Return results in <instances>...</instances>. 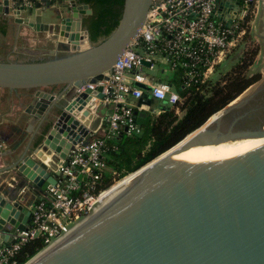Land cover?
I'll list each match as a JSON object with an SVG mask.
<instances>
[{
    "label": "water",
    "instance_id": "1",
    "mask_svg": "<svg viewBox=\"0 0 264 264\" xmlns=\"http://www.w3.org/2000/svg\"><path fill=\"white\" fill-rule=\"evenodd\" d=\"M152 2L124 0L118 26L92 44L83 25L84 15L93 12L88 3L48 0L55 12L50 23L20 15L22 10L32 14L33 5L0 0L2 19L13 16L49 32L44 45L20 47L45 54V60H0V86L31 89L27 110L43 127L38 145L14 152L2 171L14 169L43 190L57 182L61 172L46 161L66 158L107 109L89 107L94 96L103 97V85L82 92L78 87L109 79ZM55 86L62 87L49 89ZM217 112L184 141L113 185L88 215L24 264H264V80ZM135 113L140 125L147 121L146 110ZM32 148L37 156L28 153ZM30 215L20 201L0 192V242L5 232L24 229Z\"/></svg>",
    "mask_w": 264,
    "mask_h": 264
},
{
    "label": "built area",
    "instance_id": "2",
    "mask_svg": "<svg viewBox=\"0 0 264 264\" xmlns=\"http://www.w3.org/2000/svg\"><path fill=\"white\" fill-rule=\"evenodd\" d=\"M257 1L153 0L147 20L112 65L109 79L87 81L78 87L82 92L103 85V97L94 96L92 108L107 106L103 115L105 131L73 143L67 157L60 158L54 169L61 172L57 182L43 190L32 204L26 227L14 233L5 232L14 241L0 242V264H19L15 258L17 251L37 235L42 234L50 244L70 224L88 215L94 203L113 185L101 186L107 169V139L123 127L130 133L140 130L129 97L142 98L148 89L152 97L167 104L179 102L180 95L172 83L144 68L152 70L162 63L173 70L177 60L182 59L188 75L194 76L202 68L204 77L211 76L216 65L251 29Z\"/></svg>",
    "mask_w": 264,
    "mask_h": 264
},
{
    "label": "trees",
    "instance_id": "3",
    "mask_svg": "<svg viewBox=\"0 0 264 264\" xmlns=\"http://www.w3.org/2000/svg\"><path fill=\"white\" fill-rule=\"evenodd\" d=\"M79 2L88 3L93 10L83 20V25L89 30L92 42L102 41L118 26L124 0H79ZM250 33L249 30L239 44L241 46L242 43L239 62L219 78H213L212 75L221 63L216 65L214 73L208 77H204L202 68L194 76L188 75L181 64L182 59L177 60L178 64L173 70L162 67L163 73L167 70L173 72V76L169 79L162 78L172 83L180 95V100L177 104L163 102L158 110L155 108L146 110L147 121L140 125L139 131L130 133L123 127L117 134L107 139L104 147L107 169L102 180V187L112 185L121 177L124 178L127 174L136 172L143 165L174 147L188 133L198 128L211 115L228 105L262 78L261 72L250 74L247 72L260 50L259 45L251 39ZM42 60H45V57L27 61ZM133 109L134 113L136 110H144L134 105ZM46 245L48 244L44 236L37 235L21 246L15 258L19 264H24Z\"/></svg>",
    "mask_w": 264,
    "mask_h": 264
},
{
    "label": "crops",
    "instance_id": "4",
    "mask_svg": "<svg viewBox=\"0 0 264 264\" xmlns=\"http://www.w3.org/2000/svg\"><path fill=\"white\" fill-rule=\"evenodd\" d=\"M28 1H30V4L26 3L28 6H34L33 13L29 14V10H22L20 15L29 16L31 20L35 21L54 22L55 19L52 15L55 12L49 10L48 0H27L25 2ZM44 4L48 6L46 10L42 8ZM34 36H41L43 39L36 42L33 40ZM46 36H49L48 31H37L26 23L16 22L13 16L2 19L0 15V60L27 61L46 56L45 54L31 55L20 50V47L23 46L44 45ZM61 87L55 86L49 89L59 90ZM30 96L31 89L0 86V192L9 200L20 201L28 209L41 196L43 189L34 186L24 176L16 173L14 169L2 171V168H5V165L12 159L14 152L26 151L28 146L35 141V146L38 145V138L41 136L40 119L27 110ZM151 98L153 97L150 91L146 89L142 98L129 97L128 101L134 106L150 110L155 108L153 102L150 101ZM90 106L92 107V103ZM105 129V120L101 116L89 137L101 135ZM28 153L33 156L38 155L33 148L29 149ZM57 160L48 159L46 162L50 163V168L55 169L60 159ZM5 236L6 234L3 241L6 239Z\"/></svg>",
    "mask_w": 264,
    "mask_h": 264
},
{
    "label": "rangeland",
    "instance_id": "5",
    "mask_svg": "<svg viewBox=\"0 0 264 264\" xmlns=\"http://www.w3.org/2000/svg\"><path fill=\"white\" fill-rule=\"evenodd\" d=\"M257 7H256V13L253 17V22H252V26H251V39L254 40L255 44L259 45V52L258 55L254 61V63L248 68L247 72L250 73H256V72H261L262 74V78L257 81L256 83H254L253 85H251L247 90H245L239 97L238 100L240 98H242L243 96H245L246 94H248L251 90H253L258 84H260L263 80H264V0H258L257 1ZM101 40V39H100ZM99 40V41H100ZM98 42H92V44H96ZM241 47H242V43L241 46L239 45L235 51L231 52L230 56L227 57L223 62H221V64L219 65L217 71L212 75L213 78H219L220 76H222L225 72H227L228 70L232 69V67L239 62V52L241 51ZM45 57V59L47 58V56H43ZM18 59H22V58H18ZM166 67V69L168 68L167 65H164L162 63H157L156 67L154 69H149L147 67L144 68L145 71L149 72L152 75H155L157 78L159 77H163L164 79H169L170 77L173 76V72L171 70H167L164 73L161 71L162 67ZM57 87V86H56ZM151 102H153V107H155L156 110L159 109L160 104L164 101L159 100L157 98H151L150 99ZM130 174H127V176L121 177V179H118L114 185L118 182H120L119 180L125 179L126 177H128Z\"/></svg>",
    "mask_w": 264,
    "mask_h": 264
},
{
    "label": "bare ground",
    "instance_id": "6",
    "mask_svg": "<svg viewBox=\"0 0 264 264\" xmlns=\"http://www.w3.org/2000/svg\"><path fill=\"white\" fill-rule=\"evenodd\" d=\"M90 105H91V103L89 104V106H90ZM220 112H221V111H220ZM220 112H217V113H215L214 115H212V116L209 118V120H208L205 124H207L209 121H211V120H212V119H213L218 113H220ZM205 124H204V125H205ZM204 125H203V126H204ZM201 127H202V126H201ZM201 127H200V128H201ZM200 128H199V129H200ZM199 129H197V130H199ZM197 130H195V131H193L192 133H190L189 135H187V136H186L183 140H181L180 142L184 141L186 138H188L189 136H191V135H192L193 133H195ZM180 142H179V143H180ZM179 143H178V144H179ZM176 145H177V144H176ZM172 148H173V147H172ZM169 150H170V149H169ZM166 152H167V151H166ZM166 152H165V153H166ZM163 154H164V153H163ZM163 154H162V155H163ZM160 156H161V155H160ZM154 160H155V159H154ZM151 162H152V161H151ZM133 173H134V172H133ZM133 173H131V174H133ZM122 180H123V179H122ZM119 181H121V180H119ZM113 185H114V184H113ZM113 185H112V186H113ZM112 186H111V187H112ZM111 187H110V188H109V189L103 194V196H104V195H105V194L111 189ZM103 196H102V197H103Z\"/></svg>",
    "mask_w": 264,
    "mask_h": 264
},
{
    "label": "flooded vegetation",
    "instance_id": "7",
    "mask_svg": "<svg viewBox=\"0 0 264 264\" xmlns=\"http://www.w3.org/2000/svg\"><path fill=\"white\" fill-rule=\"evenodd\" d=\"M89 14H90V13H89ZM86 15H88V14H85V15H84V18L86 17ZM84 18H83V20H84ZM42 125H44V122L42 123ZM39 128L41 129V128H43V127L40 125ZM47 128H49L48 124L45 125V130H46ZM40 131H41V130H40ZM35 143H36V141H35ZM35 143L33 142L32 145H34Z\"/></svg>",
    "mask_w": 264,
    "mask_h": 264
}]
</instances>
